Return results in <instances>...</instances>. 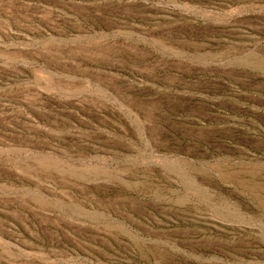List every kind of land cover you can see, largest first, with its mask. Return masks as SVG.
<instances>
[{"label": "rangeland", "instance_id": "rangeland-1", "mask_svg": "<svg viewBox=\"0 0 264 264\" xmlns=\"http://www.w3.org/2000/svg\"><path fill=\"white\" fill-rule=\"evenodd\" d=\"M0 264H264V0H0Z\"/></svg>", "mask_w": 264, "mask_h": 264}]
</instances>
